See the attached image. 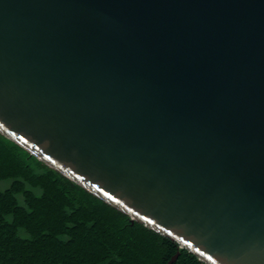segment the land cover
<instances>
[{"label": "water", "instance_id": "water-1", "mask_svg": "<svg viewBox=\"0 0 264 264\" xmlns=\"http://www.w3.org/2000/svg\"><path fill=\"white\" fill-rule=\"evenodd\" d=\"M0 133L206 264H264V0H0Z\"/></svg>", "mask_w": 264, "mask_h": 264}, {"label": "trees", "instance_id": "trees-1", "mask_svg": "<svg viewBox=\"0 0 264 264\" xmlns=\"http://www.w3.org/2000/svg\"><path fill=\"white\" fill-rule=\"evenodd\" d=\"M0 264H206L0 133Z\"/></svg>", "mask_w": 264, "mask_h": 264}, {"label": "rangeland", "instance_id": "rangeland-1", "mask_svg": "<svg viewBox=\"0 0 264 264\" xmlns=\"http://www.w3.org/2000/svg\"><path fill=\"white\" fill-rule=\"evenodd\" d=\"M4 184H5V182H1V183H0L1 186H4Z\"/></svg>", "mask_w": 264, "mask_h": 264}]
</instances>
